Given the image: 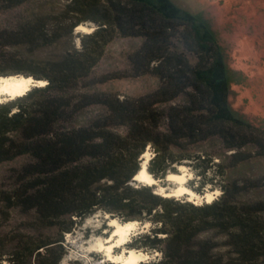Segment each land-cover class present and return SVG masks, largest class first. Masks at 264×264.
I'll list each match as a JSON object with an SVG mask.
<instances>
[{"label":"trees","instance_id":"trees-1","mask_svg":"<svg viewBox=\"0 0 264 264\" xmlns=\"http://www.w3.org/2000/svg\"><path fill=\"white\" fill-rule=\"evenodd\" d=\"M34 1L0 0V14ZM61 1L58 12L0 29V76L46 81L0 101V165L23 159L0 179V264H61L65 235L97 211L145 228L127 247L158 255L138 264H264V198H244L264 187V175L224 182L221 194L200 204L134 181L147 148L154 179L185 160H198V175L216 165L224 176L264 157V128L230 107L213 32L174 0ZM80 25L96 28L75 36ZM117 37L143 42L128 55L129 71L113 77L152 75L153 92L90 90L113 78L91 75ZM58 45L61 52H49ZM90 107L104 112L78 123ZM213 137L231 152L228 164L191 151Z\"/></svg>","mask_w":264,"mask_h":264},{"label":"rangeland","instance_id":"rangeland-1","mask_svg":"<svg viewBox=\"0 0 264 264\" xmlns=\"http://www.w3.org/2000/svg\"><path fill=\"white\" fill-rule=\"evenodd\" d=\"M174 2L204 21L221 45L230 84L229 104L233 113L247 122L264 128V0H174ZM65 3L66 1L61 0L28 2L13 11L1 13L0 29L15 26L23 17L31 13L58 12ZM81 33L84 32L77 28L74 31L75 36ZM142 42V37L115 38L107 46L104 57L91 77L99 79L127 73L129 71L128 55L137 51ZM74 43L76 47H81L79 37L74 39ZM61 50V46L58 45L49 49V52L59 53ZM158 85L159 79L152 75H143L138 78L113 77L92 86L90 90L114 92L121 94L122 97L124 95L140 96L153 92ZM6 100L8 99L2 101ZM102 112H104L102 107H90L78 116L77 121L85 124L93 116ZM147 151L152 157L151 148H147ZM191 151L206 159L211 157L215 164L219 161H224L225 164L230 162L228 153L231 152H226L222 141L217 137L194 145ZM246 151L254 152L255 150L250 147ZM22 161L23 159H20L0 165V179L9 167L18 166ZM197 161L185 160L180 165H176L172 173L186 174L184 185L199 196L215 191H217L216 194H221L220 185L224 182L256 180L264 175V157L252 158L236 168L227 169L224 176L217 173L216 165H213L205 175H198L200 169L195 168ZM158 184L166 187L169 192L178 185L168 180L167 176ZM157 188L158 185L154 188L156 192ZM174 197L192 201L186 195ZM244 198H264V187L245 194ZM110 219L109 214L97 211L84 219L73 232L67 233L65 235L67 253L61 264H102L110 261L107 259V248L112 245V242V253L124 255L130 250L127 243L135 235L145 231V228L136 222L126 241L122 244L116 243L117 236L112 237L114 227ZM100 244L102 247L99 246ZM139 251L148 254L146 259L158 255V253Z\"/></svg>","mask_w":264,"mask_h":264},{"label":"bare ground","instance_id":"bare-ground-1","mask_svg":"<svg viewBox=\"0 0 264 264\" xmlns=\"http://www.w3.org/2000/svg\"><path fill=\"white\" fill-rule=\"evenodd\" d=\"M78 30L83 32H91L92 28L80 25L77 27ZM46 81H41L40 85H44ZM32 85V77H25V76H19V75H11L7 77L0 76V101L3 99H10L17 95H21L25 93ZM143 157L145 159L144 161V167L139 171L138 177L143 181L145 184L153 185V183H157L156 179H154L145 169L147 161L151 158L148 151H146L143 154ZM185 171V170H184ZM167 179L173 182H176L178 185L176 188L169 192L166 187L159 186L157 188V192L160 193L163 196H183L186 195L189 197L190 200L193 202L200 204L203 201L210 202L212 201L217 193L215 192H208L206 195H197L195 192H193L190 188L186 187L184 185V182L186 180V174H177V173H168ZM110 222L112 226L114 227V231L112 234V237L117 236L116 243H123L126 241L128 235L130 234V231L133 229V227L136 225L137 221L133 222H126L121 223L117 219H110ZM111 237V238H112ZM115 243V244H116ZM113 245V242H112ZM109 245L107 250V259L113 262H116L117 264H138L140 261L146 260L148 258V254H145L139 250L131 249L126 254H113L112 248L113 246ZM99 246L102 247V244ZM99 248V247H98Z\"/></svg>","mask_w":264,"mask_h":264},{"label":"water","instance_id":"water-1","mask_svg":"<svg viewBox=\"0 0 264 264\" xmlns=\"http://www.w3.org/2000/svg\"><path fill=\"white\" fill-rule=\"evenodd\" d=\"M95 28H96V26H93V27H92V31H93ZM41 81H42V80H35V79L32 78V85H31V86H38V85H40V82H41ZM147 164H148V162H147ZM147 164H146L145 169L147 168ZM143 167H144V164L142 165V168H143ZM142 168H141V169H142ZM146 171H147V170H146ZM134 181H135V182H138V183H144L143 181H141V179H139L138 174L134 177ZM156 181H157V183H153V185L157 187L158 183L163 181V178H161V179H156Z\"/></svg>","mask_w":264,"mask_h":264}]
</instances>
